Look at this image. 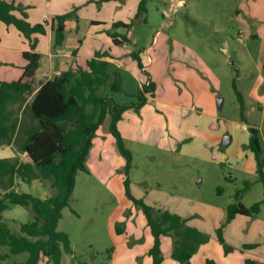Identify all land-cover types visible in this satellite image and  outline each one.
Segmentation results:
<instances>
[{
	"label": "rangeland",
	"instance_id": "1",
	"mask_svg": "<svg viewBox=\"0 0 264 264\" xmlns=\"http://www.w3.org/2000/svg\"><path fill=\"white\" fill-rule=\"evenodd\" d=\"M118 3L122 6L109 10V15L134 19V25L130 30L119 28L128 32L132 42L114 50L118 73L113 80L121 88L108 93L120 103L130 101L147 74L157 86L155 97L140 110H127L119 122L133 154L128 175L131 192L155 208L191 217L188 224L207 233L246 180L251 185L242 202L251 206L264 198V183L249 147V126H254L264 148V0H148L140 18L131 17L140 2L117 0L110 7ZM87 29L92 30L90 24L82 30ZM88 47L85 42L83 49ZM140 49L146 72L132 56ZM234 81L244 96L247 122L241 120ZM26 121L30 122L28 113ZM109 125L110 115L97 130L87 160L89 170L78 172L71 203L58 223V230L69 234L73 249L63 251L61 264L152 261L149 250L141 248L151 230L142 206L126 194V160ZM226 134L232 136L228 146L223 145ZM21 187L41 198L57 192L51 179H35ZM15 208L19 215L20 209L28 215L7 219L4 213V217L12 231L21 234V224L34 214L20 205L7 210L13 213ZM254 219L257 240L263 238L264 204ZM28 255L12 254L9 246H2L0 264H16ZM48 260L42 256L38 264H54ZM165 260L176 263L171 256Z\"/></svg>",
	"mask_w": 264,
	"mask_h": 264
},
{
	"label": "trees",
	"instance_id": "2",
	"mask_svg": "<svg viewBox=\"0 0 264 264\" xmlns=\"http://www.w3.org/2000/svg\"><path fill=\"white\" fill-rule=\"evenodd\" d=\"M105 1L108 0H98L97 4L101 5ZM147 1H140L136 18L147 11ZM77 9L52 18L53 48L63 45L66 21L70 17H77ZM0 20L7 25H14L30 42V49L23 52L27 62L20 78L10 81L0 79V144L14 143L27 156L24 160L19 157H0V247L9 246L12 254L29 253L25 261L16 264H38L42 256L47 257L49 262L61 264L63 251L73 252L69 234L58 230V223L64 208L71 203L78 172L89 170L87 160L97 130L110 115V132L126 160V194L142 206L154 237L149 250L153 264H162L164 260L161 244L163 236L173 239L172 257L178 264H192V256L210 236L196 226L189 225L191 217L185 218L169 209L155 208L131 192L128 175L133 154L126 146L118 124L127 110H140L150 96L156 95V83L146 73L147 79L136 93L131 94L132 100L123 103L116 101L110 93L119 91L121 87L113 80L114 74L118 73L115 64L106 59L113 57L111 47L95 50L87 60L86 67L69 68L54 78L41 80L38 69L42 55L36 50L39 40L37 34L47 33L46 21L32 23L27 7L15 0H0ZM133 25L134 19L130 22L116 21L107 33L115 45L122 46L132 42V38L128 32H120L119 28L130 30ZM141 51H133L132 56L141 70L146 72L143 70ZM233 85L240 102L241 120L247 122L243 93L235 81ZM108 87L110 91H105ZM26 113L30 122L26 121ZM249 129V147L257 160L259 179L264 183V149L260 130L254 126H249ZM35 179H51L57 192L41 198L22 190L24 183L31 184ZM250 185L251 181L246 180L244 187L236 190L235 201L228 205L225 220L216 229L217 238L226 252L233 250L224 236L227 224L238 214L257 215L264 204V198L251 206L241 201ZM11 205L23 206L34 214L32 220L21 224V234H15L5 221L3 213ZM117 231L123 232L120 228ZM206 264L216 262L207 259Z\"/></svg>",
	"mask_w": 264,
	"mask_h": 264
},
{
	"label": "crops",
	"instance_id": "3",
	"mask_svg": "<svg viewBox=\"0 0 264 264\" xmlns=\"http://www.w3.org/2000/svg\"><path fill=\"white\" fill-rule=\"evenodd\" d=\"M15 1L17 3H22L27 7L29 20L32 23H43L46 21L47 33L37 34L39 40L36 48V50L42 55L41 63L38 69V77L39 75H42V77L39 78L44 81L60 75L63 71H66L69 68H76L77 66L86 67L87 60L93 56L95 50L97 49L105 50L111 47L112 53L115 55L114 50L121 46L115 45L113 43L112 38L107 34V30H109L112 24L116 21L122 20L125 22H130L132 20L131 19L130 21H127L123 19L121 14L109 15V10L115 8V6H122L118 3V5H112V7H110V4L112 2H116L117 0H108L103 2L101 5L97 4L98 0ZM135 1L140 2V0ZM124 5H126V2ZM76 7L78 8L77 17H70L66 21V38L63 45L53 48L54 34L52 18L57 14L69 12ZM137 11L138 9L136 12L131 14V17H133ZM88 24H90L92 30L89 31L87 29L85 32H83V27ZM76 37L79 39V44H76L75 42L77 41ZM68 39L71 41L73 39V42H69ZM85 42H87L89 45L88 49L86 50L83 49ZM103 42L107 43L108 48H102L100 46V43ZM29 49L30 42L23 35V33L19 31L14 25H7L5 22L0 20L1 80L10 81L20 78L23 73V67L27 62L23 56V52ZM112 58L106 59L113 62ZM143 70L147 71L145 66ZM95 141L96 138L94 139V142ZM16 148L17 147H15L14 143L0 144V157H19L20 160H24L25 157L27 158L23 151H21L19 148L16 150ZM232 176H229V178H232ZM226 208L222 209L217 221L211 224V228L206 230L207 234L210 236V239L207 242L201 244L197 252L192 256V264H206L207 259H213L216 264H264V246L262 247L264 244V229L261 231L263 233V238L257 240L254 238L253 230V227L256 225L254 222L256 219L254 218H257L260 212L254 216L238 214L231 222L227 224L224 230V236L226 242L233 246V250L226 252L223 244L220 243L216 235V229L220 226L222 221L225 220L227 212ZM15 210L16 212L14 211L13 213H10L11 210L7 209L4 211L7 219H10V216L12 218H23L24 216L28 215V212L25 209H20L21 215L18 214L19 209L15 208ZM173 212L177 213L178 211L173 210ZM5 221L7 222L6 219ZM189 225L194 226V224L190 223ZM117 228L119 229V226ZM234 233H236V235H234ZM153 243L154 237L153 235H150L146 238L145 244L141 247L142 251L150 250ZM161 244L164 255L162 264H166L165 259L170 256L172 257L173 240L170 236H163L161 239ZM250 244H253V246H248ZM139 253V250L135 252L136 255ZM145 264H153V260L150 261L147 258ZM173 264H178V262L176 261V263Z\"/></svg>",
	"mask_w": 264,
	"mask_h": 264
},
{
	"label": "water",
	"instance_id": "4",
	"mask_svg": "<svg viewBox=\"0 0 264 264\" xmlns=\"http://www.w3.org/2000/svg\"><path fill=\"white\" fill-rule=\"evenodd\" d=\"M223 103V98L222 97H219L218 98V104L219 106H221ZM232 141V136L230 134H226L224 135V138H223V145L224 146H228Z\"/></svg>",
	"mask_w": 264,
	"mask_h": 264
},
{
	"label": "built area",
	"instance_id": "5",
	"mask_svg": "<svg viewBox=\"0 0 264 264\" xmlns=\"http://www.w3.org/2000/svg\"><path fill=\"white\" fill-rule=\"evenodd\" d=\"M243 31H245V30H243Z\"/></svg>",
	"mask_w": 264,
	"mask_h": 264
}]
</instances>
